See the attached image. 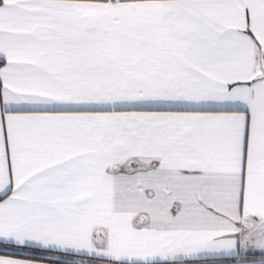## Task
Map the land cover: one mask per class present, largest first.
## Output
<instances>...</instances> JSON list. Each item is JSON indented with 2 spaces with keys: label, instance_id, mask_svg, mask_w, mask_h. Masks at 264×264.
I'll return each mask as SVG.
<instances>
[{
  "label": "snow or ice",
  "instance_id": "6c2138e0",
  "mask_svg": "<svg viewBox=\"0 0 264 264\" xmlns=\"http://www.w3.org/2000/svg\"><path fill=\"white\" fill-rule=\"evenodd\" d=\"M0 264H264V0H0Z\"/></svg>",
  "mask_w": 264,
  "mask_h": 264
}]
</instances>
